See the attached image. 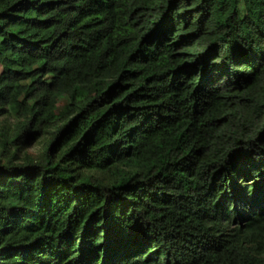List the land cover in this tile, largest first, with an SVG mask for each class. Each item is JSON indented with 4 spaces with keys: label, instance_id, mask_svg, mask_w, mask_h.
I'll return each instance as SVG.
<instances>
[{
    "label": "trees",
    "instance_id": "16d2710c",
    "mask_svg": "<svg viewBox=\"0 0 264 264\" xmlns=\"http://www.w3.org/2000/svg\"><path fill=\"white\" fill-rule=\"evenodd\" d=\"M0 69V264H264V0H0Z\"/></svg>",
    "mask_w": 264,
    "mask_h": 264
},
{
    "label": "rangeland",
    "instance_id": "374dc122",
    "mask_svg": "<svg viewBox=\"0 0 264 264\" xmlns=\"http://www.w3.org/2000/svg\"><path fill=\"white\" fill-rule=\"evenodd\" d=\"M1 71V69H0ZM2 119H0V123ZM7 125H12L14 124L13 120L11 118L7 119ZM44 138H39L34 141L28 142L24 147L21 149V152L19 155H23V153H29L31 155H37L38 153L41 152L42 146H43Z\"/></svg>",
    "mask_w": 264,
    "mask_h": 264
}]
</instances>
